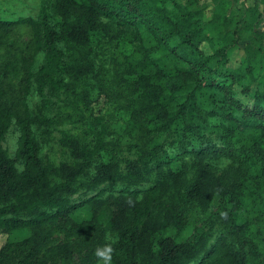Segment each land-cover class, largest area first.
<instances>
[{
    "label": "trees",
    "instance_id": "1",
    "mask_svg": "<svg viewBox=\"0 0 264 264\" xmlns=\"http://www.w3.org/2000/svg\"><path fill=\"white\" fill-rule=\"evenodd\" d=\"M46 2L50 16L40 8L31 25L43 54L25 79L38 88L33 110L7 104L4 81L20 67L0 64V235L30 232L0 248V264H47L46 226L94 250L104 233L118 237L112 264H264V87L252 86V47L230 67L233 45L207 34L221 21L212 11L200 21V0ZM14 25L0 21V45ZM85 207L88 219L72 216ZM189 214L202 219L192 234Z\"/></svg>",
    "mask_w": 264,
    "mask_h": 264
},
{
    "label": "rangeland",
    "instance_id": "2",
    "mask_svg": "<svg viewBox=\"0 0 264 264\" xmlns=\"http://www.w3.org/2000/svg\"><path fill=\"white\" fill-rule=\"evenodd\" d=\"M214 1V6H213ZM200 7L205 11L200 21L207 22L212 11L220 21H214L207 25L208 35L212 36L215 43L222 44L223 41L230 42L233 47L229 51L228 64L230 67L240 65L245 57L246 47H252V70L256 78L252 84L253 87H264V14L261 12L259 0H200ZM46 13L50 12L47 7L46 0H0V21L14 22V26L8 27V33L2 32V41L0 45V64L6 60H11L14 67H20L12 72L11 77L4 81V85L8 84L11 91L6 95L8 105L18 103L20 107L31 111L40 103V96L35 82L28 78L37 71L42 63L43 54L38 48L32 47L34 40L31 25L37 19L40 8ZM254 9L253 13L249 8ZM259 13V14H258ZM258 14V15H257ZM210 21V20H209ZM1 33V32H0ZM4 34V36H3ZM200 49L205 53H210L211 43L206 40L199 43ZM253 47L257 50H253ZM13 73L17 76L13 77ZM29 76V77H28ZM28 77V78H27ZM23 78V80H21ZM27 80L25 81V79ZM235 97L240 100L244 106L250 107L252 99L240 93L239 87L233 88ZM5 99H3V102ZM104 106V102H98L95 109ZM19 130L15 122L8 129L4 147L8 149L11 155L14 154L18 145ZM43 153L46 155L53 154L47 149V145L43 146ZM224 159L218 161L217 165L224 164ZM72 216L77 219H88L90 216L89 207L73 212ZM201 218L197 214H189L185 220V225L190 234L195 232L201 222ZM44 229L49 231V236L44 241L38 256L44 257L47 264H82V258L86 254L93 255L95 250L92 244H88L83 237H68L62 232L55 230L50 231V226ZM104 233L102 242H105ZM28 230L13 231L7 238L4 234L0 235V248L6 242H18L29 237ZM98 264V261L95 263Z\"/></svg>",
    "mask_w": 264,
    "mask_h": 264
},
{
    "label": "clouds",
    "instance_id": "3",
    "mask_svg": "<svg viewBox=\"0 0 264 264\" xmlns=\"http://www.w3.org/2000/svg\"><path fill=\"white\" fill-rule=\"evenodd\" d=\"M105 240L109 242L98 247L94 252L98 264H112L113 254L115 251L113 245L118 243V237H113L111 234H107L105 236Z\"/></svg>",
    "mask_w": 264,
    "mask_h": 264
}]
</instances>
